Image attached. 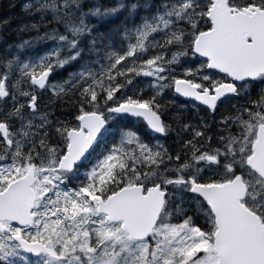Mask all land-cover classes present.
<instances>
[{
	"label": "snow or ice",
	"instance_id": "snow-or-ice-1",
	"mask_svg": "<svg viewBox=\"0 0 264 264\" xmlns=\"http://www.w3.org/2000/svg\"><path fill=\"white\" fill-rule=\"evenodd\" d=\"M24 7L41 21L50 14L64 32L40 37L56 44L38 60L0 57V264H264V0H162L124 27L126 49H105L99 71L85 65L52 86L58 96L80 93L71 121L40 111L36 89L82 58L85 35L88 51L100 54L88 17L125 8L131 17L141 5ZM139 75L154 78L157 94L174 86L212 113L226 99L246 103L221 120L215 146L204 124H183L178 132L192 137L173 155L120 124L138 118L155 134L171 131L156 95L125 91ZM114 125L111 146L91 159Z\"/></svg>",
	"mask_w": 264,
	"mask_h": 264
},
{
	"label": "trees",
	"instance_id": "trees-1",
	"mask_svg": "<svg viewBox=\"0 0 264 264\" xmlns=\"http://www.w3.org/2000/svg\"><path fill=\"white\" fill-rule=\"evenodd\" d=\"M95 2L96 0H84L85 11H87L88 7L92 6ZM99 2L104 7H115L117 0H99ZM125 2H138L141 7H139L136 10L135 15L131 17L128 14V9L125 8L114 16L105 18L90 16L87 18V22L93 28L92 36H95L98 39V47L101 49L99 55L88 51L91 37L85 35L80 42L81 47L85 49L82 58L79 61L65 66L64 68L54 71L47 89L44 91L36 89L38 107L40 111L50 113L53 120H73L74 116L77 114L82 98L80 97L79 92H76L75 95H72L71 92H67L58 96L54 93L52 86L63 84L71 75L75 74L82 68V66L85 65L90 66L93 70L99 71L96 61H99L101 64L105 62L103 58L105 49H126L127 41L123 35L124 27L127 26L128 28H132L133 25L139 24L143 16L150 15L151 13L157 11L162 3V0H125ZM27 3H30V0H0V57L18 56L21 60L35 61L50 52L56 44V41L54 40L42 41L40 40V37L46 32L50 33L55 29H58L61 33L64 32L63 25L57 24L54 20H52L50 14L44 21H41L39 14H33L34 10H26L24 6ZM145 4L150 5V7H143ZM33 22L40 26L39 31L33 29L22 30V26L31 25ZM3 26H6V30ZM11 33L13 34L11 35ZM21 36L23 38H21ZM23 41H32V44L30 47L20 49L18 46L21 45ZM155 53L156 49H151L145 54L144 58L146 59ZM131 59L133 58H129V60ZM192 67H194L192 62L184 64L183 66V68ZM183 68L177 65L173 75L177 78H181L182 74L178 73V71L183 70ZM132 79V85H129L128 89L125 91L129 94L139 91L144 98L156 95L157 100L162 106V119L167 124L171 125V131L166 136H157L149 131L143 121L133 118H125L120 121V124L130 125L133 130H138L140 137L150 145L155 146L158 141L173 155L181 151V141L192 137L191 131L178 132V129L182 128L183 124H190L192 126L204 124V130L213 138L211 143L215 146V142L222 131L220 123L221 120L224 117L235 114L234 106L239 107L240 105H244L246 103V100L243 97L226 99L219 105L218 110L212 114L208 111L200 109L198 105L180 98L176 95L174 86H166L159 94H157L153 78L139 75L132 77ZM165 83L167 85H172L171 80H168ZM21 87L26 88L27 85L22 82ZM258 91L259 89H256V92ZM252 98L255 99V95ZM118 127L119 125H114L111 129H109V132L104 134L100 143L96 146V150L93 152L91 159L95 160L96 157L107 150V146H111L112 134L117 132ZM71 183L77 184L79 183V180L73 179ZM201 223H203V221H201ZM32 258L35 259V257Z\"/></svg>",
	"mask_w": 264,
	"mask_h": 264
},
{
	"label": "water",
	"instance_id": "water-1",
	"mask_svg": "<svg viewBox=\"0 0 264 264\" xmlns=\"http://www.w3.org/2000/svg\"><path fill=\"white\" fill-rule=\"evenodd\" d=\"M52 75H53V73H52L51 76L49 77L48 85H49V83H50V80H51ZM38 90H40V89H38ZM40 91H44V90H40ZM175 93H176V92H175ZM176 94H177L179 97L183 98L185 101H188V102H194V103H197L198 105H200L199 102H196V101H194V100H192V99H190V98H185V97L179 95L178 93H176ZM200 106H202V105H200ZM202 107H204V106H202ZM134 119L142 120V119H138V118H134ZM142 121H143V120H142ZM143 122H144L145 125H146V122H145V121H143ZM151 132H152V131H151ZM154 134H155V133H154ZM156 135H157V136H160V137L165 136V135H160V134H156Z\"/></svg>",
	"mask_w": 264,
	"mask_h": 264
},
{
	"label": "rangeland",
	"instance_id": "rangeland-1",
	"mask_svg": "<svg viewBox=\"0 0 264 264\" xmlns=\"http://www.w3.org/2000/svg\"><path fill=\"white\" fill-rule=\"evenodd\" d=\"M178 73H181L182 74L183 73V70H179ZM151 78H153V77H151ZM83 178H84V170H80L79 179L82 180Z\"/></svg>",
	"mask_w": 264,
	"mask_h": 264
},
{
	"label": "bare ground",
	"instance_id": "bare-ground-1",
	"mask_svg": "<svg viewBox=\"0 0 264 264\" xmlns=\"http://www.w3.org/2000/svg\"><path fill=\"white\" fill-rule=\"evenodd\" d=\"M19 11V10H18ZM1 12H4V11H1ZM23 14V13H22ZM20 16H21V14H20ZM37 17V16H36ZM140 17H141V15H140ZM18 18V17H17ZM20 18V17H19ZM22 19V18H21ZM17 20V19H16ZM136 21V20H135ZM48 22V21H47ZM10 23V22H9ZM34 23V22H33ZM5 24V23H4ZM3 24V25H4ZM51 26V25H50ZM4 27V26H3ZM6 27V26H5ZM5 27H4V29H5ZM8 29V28H7ZM43 29V28H42ZM6 30V29H5ZM9 31V30H8ZM11 32V31H10ZM24 32V31H23ZM33 32V31H32ZM6 33V32H5ZM15 33V32H14ZM13 33H11V35H12ZM24 34V33H23ZM19 35H20V33H19ZM27 35H28V33H27ZM4 37H5V35H4ZM20 37V36H19ZM21 38H23L22 36H21ZM4 43V42H3ZM41 51V50H40ZM58 97V96H57ZM60 97H62V96H60ZM76 97V96H75ZM74 112V111H73ZM65 117V116H64ZM176 129V128H175Z\"/></svg>",
	"mask_w": 264,
	"mask_h": 264
},
{
	"label": "flooded vegetation",
	"instance_id": "flooded-vegetation-1",
	"mask_svg": "<svg viewBox=\"0 0 264 264\" xmlns=\"http://www.w3.org/2000/svg\"><path fill=\"white\" fill-rule=\"evenodd\" d=\"M200 109H202V110H204V111H208V110H206L205 107H201V106H200ZM208 112H210V111H208ZM210 113H212V112H210ZM212 114H213V113H212Z\"/></svg>",
	"mask_w": 264,
	"mask_h": 264
}]
</instances>
